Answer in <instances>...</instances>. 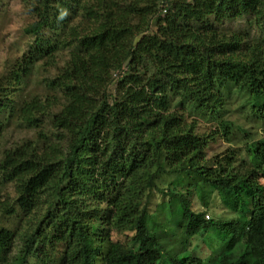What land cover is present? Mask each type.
Here are the masks:
<instances>
[{
	"label": "trees",
	"instance_id": "1",
	"mask_svg": "<svg viewBox=\"0 0 264 264\" xmlns=\"http://www.w3.org/2000/svg\"><path fill=\"white\" fill-rule=\"evenodd\" d=\"M22 1L31 43L0 79V138L33 135L0 158V264H264V0ZM230 93L263 133L208 158L232 123L200 133L184 112L212 119ZM214 195L233 218H206ZM176 235L213 253L173 254Z\"/></svg>",
	"mask_w": 264,
	"mask_h": 264
},
{
	"label": "rangeland",
	"instance_id": "2",
	"mask_svg": "<svg viewBox=\"0 0 264 264\" xmlns=\"http://www.w3.org/2000/svg\"><path fill=\"white\" fill-rule=\"evenodd\" d=\"M32 21H34V18L29 14L22 0H3L0 2V79L9 72L15 60L27 51L31 43V37L26 34L25 29ZM244 24L243 21H239L235 23L228 22L226 25L228 30H239L245 28ZM253 35L254 31L251 33L252 37ZM40 75L35 74L31 78L29 91L42 92L43 84L40 81ZM47 76L48 74L45 75V77ZM43 77L44 74L41 75V78ZM226 106V109L212 119L204 118L201 114L192 111L190 107H187L184 112L187 119L197 118L200 120L198 128L200 133H209L217 130L220 127L221 120H229L233 124L229 123L232 126V131L228 138H226L224 133L220 132L216 139L209 143L207 148L208 158L217 155L221 156L231 149H240L244 144L246 145L248 142L259 138L263 133V124L256 120L252 112V104L247 102L246 96L240 95V93H230V95H226ZM32 135V130L27 127L15 124L9 125L0 138V158L4 148L28 139ZM2 190L5 191L6 188ZM10 191L12 190L10 189ZM154 201L157 202V199H154ZM193 204L196 211H203L198 197L194 198ZM207 215V219L218 221H225L234 217V214L228 210L227 206L216 195L210 200ZM128 238L126 234L119 236V239L123 241ZM163 243L166 249L173 254L180 251L185 252L186 249H193L196 246H199L198 252L204 256H209L213 253V250L207 247V243L198 236L194 237L187 247L185 244L186 239L182 235L163 239Z\"/></svg>",
	"mask_w": 264,
	"mask_h": 264
},
{
	"label": "clouds",
	"instance_id": "3",
	"mask_svg": "<svg viewBox=\"0 0 264 264\" xmlns=\"http://www.w3.org/2000/svg\"><path fill=\"white\" fill-rule=\"evenodd\" d=\"M207 217H208V215H207ZM209 219V218H208Z\"/></svg>",
	"mask_w": 264,
	"mask_h": 264
}]
</instances>
